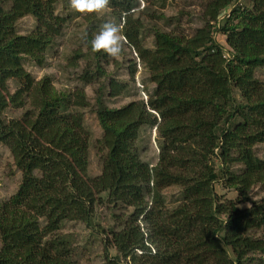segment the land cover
I'll list each match as a JSON object with an SVG mask.
<instances>
[{
  "label": "trees",
  "instance_id": "trees-1",
  "mask_svg": "<svg viewBox=\"0 0 264 264\" xmlns=\"http://www.w3.org/2000/svg\"><path fill=\"white\" fill-rule=\"evenodd\" d=\"M10 1L11 9L0 6V143L10 149L22 183L0 202V264H74L59 231L68 220L92 226L103 192L134 208L107 240V248L120 253L110 264L122 258L131 264H246L258 256L264 263V238L255 234L264 228V197L253 198V189L264 186V160L256 152L264 144V82L256 76L264 66V0H251L250 7L207 0L202 27L192 35L157 29L154 48L143 42L145 23L135 14L140 1L110 0L155 91L147 102L101 106L105 131L99 144L107 152L94 178L88 177L84 116L69 111L88 106L84 91L67 99L50 78L35 81L23 64L30 57L42 65L62 32L66 18L56 13L59 0ZM28 14L37 27L19 35L16 24ZM10 80L19 87L6 97ZM125 88L113 80L110 95ZM27 98L34 111L5 121L9 102L23 107ZM145 126L157 130L156 165L136 150ZM220 179L235 198L218 194ZM173 187L182 190V201L169 208L163 192Z\"/></svg>",
  "mask_w": 264,
  "mask_h": 264
},
{
  "label": "rangeland",
  "instance_id": "rangeland-1",
  "mask_svg": "<svg viewBox=\"0 0 264 264\" xmlns=\"http://www.w3.org/2000/svg\"><path fill=\"white\" fill-rule=\"evenodd\" d=\"M120 1V0H119ZM135 14L142 18L145 28L142 31L143 42L146 47L154 48L155 30L183 32L192 35L195 30L204 25V9L207 0H143ZM240 4L250 7L251 0H238ZM0 6L9 10L12 7L10 0H0ZM114 6L110 1L108 7L101 13H78L70 7V0H59L56 3V13L66 18L62 32L56 37L44 55V63L39 65L30 57L23 59L25 69L35 81L45 77L51 79L55 90L65 94L67 99H74L76 92L84 91L88 106L82 108L70 107L69 111L80 112L84 116V126L89 132V166L88 177L94 178L101 174L103 159L106 150L99 144L104 135V128L98 118L101 106L110 109L121 108L131 102H147L155 91V84L150 80V74L141 65L135 50L124 39L122 31L119 33L122 40L121 54L115 58L103 55L101 58L92 51L89 42L100 31L105 23L117 24L123 28L124 19L118 20L113 14ZM232 8L224 10L223 17H229ZM170 18L174 21L170 27ZM38 21L34 15L28 14L19 19L16 24V33L26 35L33 32ZM237 24V23H236ZM215 37L221 43L225 42V35L215 32ZM227 55L229 53L227 52ZM101 67L102 74L97 71ZM135 71H134V70ZM90 75V81L84 80ZM256 76L264 82V66L256 70ZM116 81L126 85L125 90L117 96L110 95V84ZM19 85L15 80L8 82L6 97L17 91ZM72 95V98H71ZM31 98H27L23 107L9 106L3 113L5 121L21 119L26 111H34ZM67 112V111H66ZM156 127H142L136 142V150L140 158L156 165L159 161V142ZM256 152L264 160V144L257 145ZM22 183V171L15 165L10 149L0 143V202L10 199ZM215 188L218 194L235 198L234 192L217 180ZM253 198L261 200L264 197V186L253 189ZM182 190L173 187L164 190L165 205L172 208L181 201ZM101 198L95 204L93 225L89 226L82 221L68 220L62 224L59 231L61 238L68 242L72 251L74 264H110L118 253L115 247L107 248V240L112 232L120 231L131 219L134 208L120 201H111L106 192L100 193ZM99 194V195H100ZM148 199V198H147ZM258 237L264 238V228L255 231ZM120 256V255H119ZM120 258V257H119ZM261 257L255 262L258 264ZM121 264H131L122 258ZM264 264V263H260Z\"/></svg>",
  "mask_w": 264,
  "mask_h": 264
},
{
  "label": "clouds",
  "instance_id": "clouds-1",
  "mask_svg": "<svg viewBox=\"0 0 264 264\" xmlns=\"http://www.w3.org/2000/svg\"><path fill=\"white\" fill-rule=\"evenodd\" d=\"M110 0H70V7L78 13H101L109 5ZM121 27L113 23H105L100 31L89 42L93 52H103L115 58L121 54L122 40L119 33Z\"/></svg>",
  "mask_w": 264,
  "mask_h": 264
}]
</instances>
